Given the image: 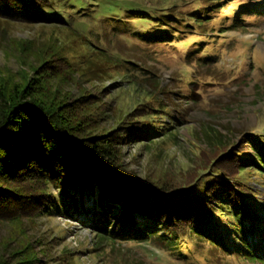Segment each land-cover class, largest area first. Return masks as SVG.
Here are the masks:
<instances>
[{
	"label": "rangeland",
	"instance_id": "obj_1",
	"mask_svg": "<svg viewBox=\"0 0 264 264\" xmlns=\"http://www.w3.org/2000/svg\"><path fill=\"white\" fill-rule=\"evenodd\" d=\"M213 3L53 0L43 15L51 19L44 20L0 0V91L10 82L23 80V76L41 84V78L49 75L40 73L41 67L50 62L53 67L45 69L51 68L49 73L59 75L67 96L71 100L90 98L86 109L92 122L97 120L102 128L117 133L123 130L118 120L127 113L130 119L152 124L143 106L153 101L135 90L134 84L144 88L159 80L169 89V95L162 98L178 124L172 123L170 126L176 127L168 132L169 121L161 120L164 127L151 129L154 138L150 141L124 139L122 164L141 181L160 184L171 193H184V187L194 190L202 181H209V176L222 178L220 168L228 157L222 153L220 166L212 163L209 169H200L211 162L210 158H201V149L209 144L202 132L220 136L232 145V151L246 155L252 151L245 134L264 136V0L229 2L225 11L238 10L241 14L222 22L221 16L205 25V31L197 36L219 35L218 41L208 43L207 55L201 52L192 56H187L185 50L181 53L175 47L142 40L146 34L141 30L152 25L141 23L144 21L129 7L140 9L135 14H144L146 9L151 16L155 12L164 17L177 13L184 21L192 22L194 11ZM220 24L223 29H219ZM197 36H185L181 45L187 46L189 40L199 39ZM193 45L190 51L196 47ZM206 56L209 59L205 60ZM160 116L156 115L155 120ZM141 127V123L136 125ZM173 133L177 134L176 141ZM220 152H214L216 158ZM252 185L260 189L259 198L264 200V188L254 182ZM202 189L200 185L199 194ZM70 196L78 197L74 190ZM83 203L89 204L87 194ZM27 207L10 205L0 209V260L5 259L7 264H16L20 258L16 254L26 246L35 250L41 264H262L236 256H217L207 249L206 259L197 261L195 256L173 253L160 239L112 240L89 227V215L66 216L67 205L59 212L44 215Z\"/></svg>",
	"mask_w": 264,
	"mask_h": 264
},
{
	"label": "trees",
	"instance_id": "obj_2",
	"mask_svg": "<svg viewBox=\"0 0 264 264\" xmlns=\"http://www.w3.org/2000/svg\"><path fill=\"white\" fill-rule=\"evenodd\" d=\"M2 1L38 19L53 4V0ZM212 1L213 4L194 11L190 16L192 22L184 21L177 13L164 17L155 12L151 16L147 9L144 14H135L140 9L129 8L144 21L141 23L152 25L141 30L146 34L142 40L172 46L181 53L185 50L187 56L201 52L207 55L206 46L211 40L218 41L219 35L197 36L205 31H202L205 25L221 16L222 22L241 14L238 10L225 11L233 0ZM219 29H223L221 24ZM185 36L190 39L197 36L200 41L189 40L183 46L181 40ZM192 44L196 47L190 51ZM43 65L40 73L49 75L41 78V84L23 76V80L10 82L0 91V209L27 205L44 215L59 212L67 205L66 216L89 215V227L115 241L160 239L173 253L195 256L197 261L206 259L204 249H207L217 256H236L264 264V200L259 198L260 189L252 185L254 182L264 188V136L245 134L252 151L246 155L232 151V145L220 136L207 130L202 132L209 144L201 149V158H210L211 162L200 169L205 171L212 163L220 166V155H228L220 168L221 180L216 175L209 176V181H202L194 190L184 187V193H171L167 187L141 181L126 170L121 148L124 139L150 141L154 138L151 129L158 131L164 127L161 120L169 121L168 132L176 127L170 126L178 124V120L166 110L162 98L169 95V89L159 80L144 88L134 84L135 90L153 101L143 106L152 124L130 119L127 113L118 120V126L123 125L122 132L115 133L102 128L97 120L92 122L86 109L90 98L71 100L60 84L59 75L49 73L51 68L45 69L53 67L50 62ZM140 123L142 127L136 128ZM173 139L177 140V134ZM216 151H221L217 158ZM200 185L203 189L199 194ZM71 190L77 198L70 196ZM84 194L89 204L83 203ZM20 250L16 264H41L33 248L26 246ZM0 264H7L6 260L2 258Z\"/></svg>",
	"mask_w": 264,
	"mask_h": 264
}]
</instances>
